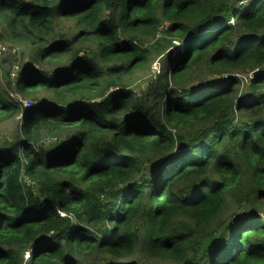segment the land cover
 I'll return each instance as SVG.
<instances>
[{
  "label": "trees",
  "instance_id": "16d2710c",
  "mask_svg": "<svg viewBox=\"0 0 264 264\" xmlns=\"http://www.w3.org/2000/svg\"><path fill=\"white\" fill-rule=\"evenodd\" d=\"M5 42L0 264H264V0H0Z\"/></svg>",
  "mask_w": 264,
  "mask_h": 264
},
{
  "label": "rangeland",
  "instance_id": "374dc122",
  "mask_svg": "<svg viewBox=\"0 0 264 264\" xmlns=\"http://www.w3.org/2000/svg\"><path fill=\"white\" fill-rule=\"evenodd\" d=\"M6 44L8 46H6V47L3 46L2 47V51L0 53V60H1V56H2L3 52H9V50H10V47H9L10 44L7 43V42H5V45ZM181 48H182V46L176 47V50H175L176 53L177 52H180L181 51ZM157 62H159V60H157V58H156L155 61L153 62L152 67H151L152 72H153L154 69H156V67H158ZM4 68H7V64L4 65ZM1 70H2V68L0 67V86H1V83H2L3 84L2 87L4 88L5 81L2 78ZM144 74H147V70H145L144 72H141L138 75H136V78H133L131 80V82L134 83V84H136L138 82V79H140L141 76H143ZM156 74H159V71L158 70H156ZM1 94L6 95V97L10 98L11 101L12 100L15 101L16 95L13 94L12 92H6V90H4V92H2ZM25 105L26 106H29L27 103H25ZM18 118H20V116H18L17 118H12V119L10 118V119H8V120L3 121L2 123H0V135H3V134L10 135V134L14 133V131L16 130V125H17ZM263 201H264V199H263ZM28 261H29V257L26 258V252H24V255H23V264H27Z\"/></svg>",
  "mask_w": 264,
  "mask_h": 264
},
{
  "label": "built area",
  "instance_id": "2783aa9c",
  "mask_svg": "<svg viewBox=\"0 0 264 264\" xmlns=\"http://www.w3.org/2000/svg\"><path fill=\"white\" fill-rule=\"evenodd\" d=\"M1 51H2V46L0 45V53H1ZM241 79H242V81H243L244 84L248 83L249 81H251L253 79V72L250 73L246 77H241ZM28 257H29V253L26 252V258H28Z\"/></svg>",
  "mask_w": 264,
  "mask_h": 264
},
{
  "label": "clouds",
  "instance_id": "9594fccd",
  "mask_svg": "<svg viewBox=\"0 0 264 264\" xmlns=\"http://www.w3.org/2000/svg\"><path fill=\"white\" fill-rule=\"evenodd\" d=\"M25 252H28L29 253V258H30V249L26 250Z\"/></svg>",
  "mask_w": 264,
  "mask_h": 264
}]
</instances>
